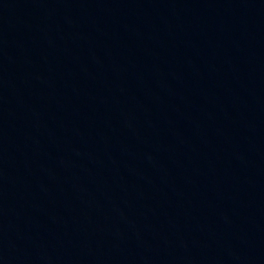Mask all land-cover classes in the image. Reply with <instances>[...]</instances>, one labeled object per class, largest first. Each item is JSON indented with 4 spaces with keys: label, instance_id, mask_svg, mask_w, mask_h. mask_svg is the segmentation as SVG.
<instances>
[{
    "label": "water",
    "instance_id": "obj_1",
    "mask_svg": "<svg viewBox=\"0 0 264 264\" xmlns=\"http://www.w3.org/2000/svg\"><path fill=\"white\" fill-rule=\"evenodd\" d=\"M0 264H264V0H0Z\"/></svg>",
    "mask_w": 264,
    "mask_h": 264
}]
</instances>
